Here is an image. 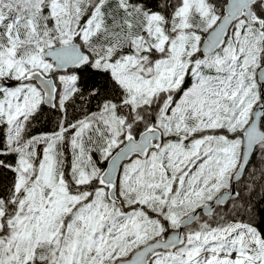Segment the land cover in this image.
Masks as SVG:
<instances>
[{
  "label": "snow or ice",
  "instance_id": "snow-or-ice-1",
  "mask_svg": "<svg viewBox=\"0 0 264 264\" xmlns=\"http://www.w3.org/2000/svg\"><path fill=\"white\" fill-rule=\"evenodd\" d=\"M0 264H264V0H0Z\"/></svg>",
  "mask_w": 264,
  "mask_h": 264
},
{
  "label": "trees",
  "instance_id": "trees-1",
  "mask_svg": "<svg viewBox=\"0 0 264 264\" xmlns=\"http://www.w3.org/2000/svg\"><path fill=\"white\" fill-rule=\"evenodd\" d=\"M257 159H259V156H257Z\"/></svg>",
  "mask_w": 264,
  "mask_h": 264
}]
</instances>
